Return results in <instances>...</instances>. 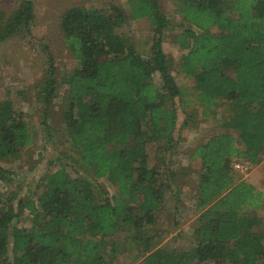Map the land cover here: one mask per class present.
Returning <instances> with one entry per match:
<instances>
[{"label": "trees", "instance_id": "16d2710c", "mask_svg": "<svg viewBox=\"0 0 264 264\" xmlns=\"http://www.w3.org/2000/svg\"><path fill=\"white\" fill-rule=\"evenodd\" d=\"M170 2L181 26L198 30L182 28L176 36L185 50L181 72L193 78L204 109L222 103L226 115L220 126L230 130L196 144L189 154L200 164L192 247L148 246L149 226L164 210L165 191L177 176L168 155L179 136L175 102L181 88L161 47L166 17L155 0H129V12L110 4L73 6L60 15L63 45L78 64L60 80L66 86L65 134L72 163L89 170L94 182L70 177L60 166L45 173L36 200L13 205L11 198H0V264H114L101 254V243L128 229L138 235L144 226L147 237L135 238L145 246L141 264H264V237L253 229L255 217L248 211L264 213L261 192L235 180L233 166L240 159L255 165L264 155V0ZM141 17L153 28L146 57L118 32L129 18ZM33 19V0H20L8 16L0 12V41L29 33ZM54 76L49 56L39 91L46 109L56 89ZM34 136L24 114L9 100L0 101V160L18 157ZM149 145H154L150 165ZM10 175L0 168V180ZM101 178L116 188L115 195L96 183ZM25 210L30 225L14 226Z\"/></svg>", "mask_w": 264, "mask_h": 264}, {"label": "rangeland", "instance_id": "374dc122", "mask_svg": "<svg viewBox=\"0 0 264 264\" xmlns=\"http://www.w3.org/2000/svg\"><path fill=\"white\" fill-rule=\"evenodd\" d=\"M34 19L29 33H16L0 41V101L9 100L13 107L21 111L35 131L34 143L13 159L0 160V168L11 173V180H0V198H11L13 205L19 199L37 198V186L48 170L64 166L70 177H83L92 180L89 170L72 163L73 150L67 139L63 123L64 96L66 86L61 77L78 66L71 53L63 45L59 31V18L66 9L79 6L87 9L104 8L110 4L123 6L129 12V0H33ZM168 25L161 35V47L169 59L170 72L181 88V97L176 99L178 111L176 146L170 153L169 165L177 176L171 179V189L165 191V206L156 216L153 226H149L151 240L148 246L166 249L186 250L192 247V229L198 212L195 211L199 160H189V154L196 144L210 136L230 131L220 126L226 115L225 107L220 103L217 108L204 109L197 98L194 80L185 77L180 69V57L185 50L176 42V36L184 29H194L183 23L176 6L170 0H155ZM20 0H0V12L8 16L19 5ZM183 28V29H182ZM152 24L147 17L129 18L118 32L129 38L130 44L143 56L149 54L152 38ZM49 56L55 68L56 89L51 106L46 109L39 93L41 80L46 75ZM154 80L160 86L157 74ZM154 145L148 146V165L153 162ZM235 164V180H244L261 192V209L264 211V155L259 162L251 165L243 160ZM81 175V176H78ZM164 180V179H163ZM94 182V180H92ZM109 195L116 194V188L105 178L96 181ZM97 197V192H94ZM5 201V200H4ZM255 217L253 229L264 237V213L261 210L251 212ZM31 215L24 211L13 222L17 227H28ZM147 226L137 231L128 229L115 236L105 238L100 252L114 264H141L145 246L135 238L147 237ZM143 242V241H142Z\"/></svg>", "mask_w": 264, "mask_h": 264}, {"label": "built area", "instance_id": "2783aa9c", "mask_svg": "<svg viewBox=\"0 0 264 264\" xmlns=\"http://www.w3.org/2000/svg\"><path fill=\"white\" fill-rule=\"evenodd\" d=\"M235 168H239V165L238 164H234L233 165Z\"/></svg>", "mask_w": 264, "mask_h": 264}]
</instances>
